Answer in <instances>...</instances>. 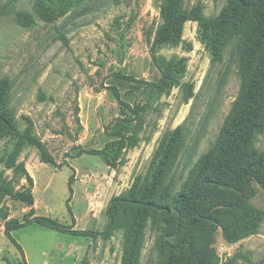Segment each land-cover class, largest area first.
Instances as JSON below:
<instances>
[{
  "label": "rangeland",
  "instance_id": "rangeland-1",
  "mask_svg": "<svg viewBox=\"0 0 264 264\" xmlns=\"http://www.w3.org/2000/svg\"><path fill=\"white\" fill-rule=\"evenodd\" d=\"M33 3L0 0V77L11 80L8 107L18 128L28 129L43 142L54 164L43 162L33 146L12 139L0 141L1 178L15 192L32 193L35 187L38 203L34 209L25 201L0 195V264L22 260L18 248L4 235L5 220L21 219L36 210L38 215L70 224L68 198L75 228L102 230L110 198L129 188L136 175L147 174L165 135L188 119L190 140L194 136L199 139L192 143L193 152L179 159L178 169L186 174L216 141L240 88L236 65L229 55L223 63L210 67V53L192 21L185 24L180 45L159 50L166 59H185L179 85L159 92L148 83L115 75L120 72L146 82L156 78L149 38L161 22L160 0H49L57 13L51 22L36 15ZM197 3L206 16H214L226 0L184 1L188 8ZM22 10L34 16L32 25L19 24L16 13ZM184 84L192 85L196 97L186 101L188 87ZM113 85L122 100L140 112L139 118L126 123L127 136L137 132L139 138L131 149H125V140L116 141L119 137L114 135L125 132L126 114L108 88ZM109 141L114 143L106 157L78 154L80 150L101 149ZM254 146L263 149L264 132ZM14 157L15 165L8 167ZM20 163L29 175V171L35 172L36 185L31 175L32 183L28 181ZM253 186L256 193L251 203L264 210V190ZM12 236L27 264H120L122 255L121 230L108 240H92L31 223L15 229ZM215 248L219 264H227L236 253L264 264V220L255 233L235 243L226 242L218 231ZM142 264H160L155 235L149 229ZM237 264L250 263L237 259Z\"/></svg>",
  "mask_w": 264,
  "mask_h": 264
},
{
  "label": "trees",
  "instance_id": "trees-1",
  "mask_svg": "<svg viewBox=\"0 0 264 264\" xmlns=\"http://www.w3.org/2000/svg\"><path fill=\"white\" fill-rule=\"evenodd\" d=\"M184 1L160 0L161 22L153 38H149L156 78L146 82L120 72L115 75L125 80L148 83L159 92L179 85L185 71V59H166L159 54V50L180 45L185 24L196 22L199 40L210 53V67L223 63L225 56L229 55L236 65L240 82L238 95L216 141L199 155L184 174V170L178 169L179 159L193 152L192 143L197 142L199 137L194 136L190 140L188 119L168 132L156 149L147 174L136 175L129 188L110 198L102 230L75 228L70 198L67 201L72 217L70 224L32 212L21 219L14 217L5 220L4 235L22 255L18 264L27 262L12 232L31 223L92 240H108L121 230L120 264H142L147 229L155 235L160 264H219L215 248L218 231L226 242L235 243L255 233L264 220V210L251 203L256 193L253 184L264 190V147L259 150L254 146L257 136L264 132V0H226L214 16H206L199 3L188 8ZM48 2L34 0L33 8L39 18L51 22L56 19L57 13ZM16 18L22 26H30L35 21L32 14L23 10L16 13ZM61 37L66 43L65 37ZM184 85L188 87L186 101L196 97L192 85ZM11 87L8 77H0V141L12 139L18 144L33 146L38 149L43 162L54 164L45 144L28 129L21 131L18 128L8 107ZM108 88L126 114L125 132L121 130L114 134L119 137L116 141L125 140V149H131L137 145L139 138L137 132L127 136L126 123L134 117L139 118L140 112L122 100L115 85ZM113 143L109 141L101 149L80 150L78 154L106 157V151ZM15 160L16 157L8 167L15 165ZM18 166L32 183L23 163ZM73 181L72 174L69 178L71 194ZM0 195H9L33 205L30 191L15 192L1 176ZM237 259L256 264L241 253L234 254L227 264H237Z\"/></svg>",
  "mask_w": 264,
  "mask_h": 264
},
{
  "label": "crops",
  "instance_id": "crops-1",
  "mask_svg": "<svg viewBox=\"0 0 264 264\" xmlns=\"http://www.w3.org/2000/svg\"><path fill=\"white\" fill-rule=\"evenodd\" d=\"M27 171H29L28 170V168H27ZM29 173H30V175H31V177L33 178V180H34V185H36V179H35V177H34V171L32 172V171H29ZM34 189H35V187L33 188V190H32V193H33V207H34V209H36L37 207H38V203H37V200H36V198H35V196H34ZM35 215H38L37 213H36V210H35Z\"/></svg>",
  "mask_w": 264,
  "mask_h": 264
}]
</instances>
